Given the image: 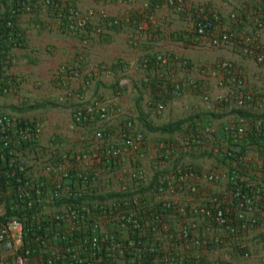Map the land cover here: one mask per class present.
I'll return each mask as SVG.
<instances>
[{
	"label": "built area",
	"instance_id": "built-area-1",
	"mask_svg": "<svg viewBox=\"0 0 264 264\" xmlns=\"http://www.w3.org/2000/svg\"><path fill=\"white\" fill-rule=\"evenodd\" d=\"M100 1L127 7L111 14L83 0H0V59L8 56V72L18 83L3 88L5 96L26 82L14 71L15 52L28 48L32 28L87 40L128 25L133 47L142 35L173 34L160 23L145 31L143 22L159 6L151 8L149 0L138 6L134 0ZM232 1L226 13L209 0L163 3L184 19L180 45L207 44L264 66V0L245 18L251 0ZM222 16L242 29L224 24ZM162 43L132 62L117 58L124 69L92 64L82 89L111 78L123 89L156 77L165 94L153 98L145 90L154 112L194 94L207 106L188 113L223 116L202 113L152 141L124 107L121 90L111 98L101 91L86 96L73 83L83 72L72 62L59 63L52 73L56 98L72 108L63 134L51 132L47 119L0 111V142L13 167L4 172L0 264H241L238 257L243 264L253 257V234L264 232V87L249 86L243 62L223 56L194 61ZM133 66L144 75L131 77ZM5 158L0 154V161Z\"/></svg>",
	"mask_w": 264,
	"mask_h": 264
},
{
	"label": "rangeland",
	"instance_id": "rangeland-1",
	"mask_svg": "<svg viewBox=\"0 0 264 264\" xmlns=\"http://www.w3.org/2000/svg\"><path fill=\"white\" fill-rule=\"evenodd\" d=\"M145 0H142V3ZM141 3V4H142ZM224 11V10H223ZM145 22H147L149 24V21L146 20ZM185 23H182L178 26L179 28L184 27ZM182 26V27H180ZM164 29H166V25H164ZM147 30V29H146ZM181 30V29H179ZM96 36H94L93 38H95ZM65 39V41L68 39L66 37H63ZM43 39V38H42ZM41 39V40H42ZM99 40V39H98ZM44 42L42 43L43 46H40L41 42L39 40V42L36 44H34L33 46H35V48H33V51H35V53H32V56L34 58H36V62L35 63H31L30 66H28V68L25 70L24 73H21V75L23 76V78L26 79L25 84L20 88V91L18 92H14L12 95L9 96H1L0 97V108L3 111H11L13 113H15L16 115H20L23 116L25 118H43V119H47L50 122V131L51 132H59L60 134H63L65 129L67 128V124L68 122H70L71 120V114H72V108L67 105V104H63L60 103L57 100V94L59 92V89L56 88V86H54L53 81H52V71L55 69V67L61 63V62H72L70 58L71 54H72V49L73 46L71 47H65V46H57L56 48H54L55 54H52L48 51H46L47 46L46 44H55L53 38H45L43 40ZM54 41V42H53ZM72 41L71 43H66V46H69L71 44H73ZM65 43V42H64ZM63 43V44H64ZM97 45H101L100 49H103L104 51H108L111 52V50H107L108 46L106 44H97ZM180 45V44H179ZM40 46V47H39ZM113 46V45H112ZM112 46H110L109 48H111ZM182 46V45H181ZM96 50H91L90 52L86 51L87 55H88V59L91 61V64H96L97 62H100L101 58H108L109 55H106L104 52H102L101 50H98L99 47H94ZM98 50V51H97ZM139 51L138 53L135 55L138 56L139 55ZM191 56H197L196 52L191 53ZM216 56H223V57H228L231 60H235L237 62H243L245 64V68H246V75H248L249 78H251L252 80H262L264 79V72L263 70L255 65L253 62H251L250 60H242L241 58H239L238 56H236L235 54H231L230 52L224 51V50H220L216 53H214L213 50H205L204 51V57L208 60L210 58H215ZM196 61V60H194ZM28 62V61H27ZM29 63V62H28ZM28 63H24L26 65H28ZM73 63V62H72ZM136 66L131 67L132 69H134V71L132 72V76H135L136 78H139V75L143 72L139 67L138 69L135 68ZM134 78V77H133ZM113 79L112 81L106 80L104 81H98L97 83L91 85L86 91H85V95L86 96H91L99 91H101L104 96L111 98L114 94H115V89L112 86V84L115 83V79ZM41 84H37V82H40ZM139 82V79H138ZM42 84L44 85V87H41ZM76 87H78V85H76ZM44 90L43 93H41V89ZM79 88V87H78ZM121 90V96H122V101H123V105L124 107L131 113L135 114V110H134V98L136 95V92H134L132 86H128L125 87ZM147 91H145L144 93V107L145 109L149 112V118L151 120H153L154 123L156 124H162L164 122H167L171 119H176L179 117H183L185 116L189 110H192L193 108H195L197 105L199 106H204L206 107L207 104L205 103H200V101L198 100V98L192 94V96H190L191 94H189L188 96H185L183 98L180 99H171L168 101V106L166 108V110L162 113H158V112H154L153 110H150L146 104V100L145 97H147L146 95ZM44 95V97H43ZM47 100H53L58 102L60 105L57 108H39L37 110L34 111H29V112H25V113H21V112H15V110L13 109V106L16 108H20L22 106H25L27 104H33L36 102H44ZM149 134V138L150 140H154L157 137H163V135L159 134V133H148ZM257 237V236H256ZM260 241V240H259ZM258 242H254V248L256 250L255 253H257L258 247L256 246ZM254 264H260V262H256L255 260L253 261ZM243 264H249L248 262H244Z\"/></svg>",
	"mask_w": 264,
	"mask_h": 264
},
{
	"label": "crops",
	"instance_id": "crops-1",
	"mask_svg": "<svg viewBox=\"0 0 264 264\" xmlns=\"http://www.w3.org/2000/svg\"><path fill=\"white\" fill-rule=\"evenodd\" d=\"M209 1H210V3L212 2L211 3L212 5H215L216 7H218V9H220L224 13H226L228 10H230V8L235 4V1H232V0H209ZM257 2H258V0H251L249 3H247V5H245L246 6L245 11L246 12L251 11L255 7V5H257L256 4ZM141 3H142V0H134V3L132 5L138 6ZM83 6H85V7L91 6V7L97 8V9L105 7L107 12H109L111 14H116L118 12H122L123 7L124 8L127 7V6L125 7L123 3H120V1L105 3V2H101L100 0H83ZM128 6L130 7V5H128ZM148 20H150L149 24L147 22H143V27H144L146 32L151 33L153 24L160 23V24H163V26L166 25L165 32L167 34L173 33V35H171V36L164 35V34L154 35V36H152L150 34H149V36L142 35L141 40L142 39L143 40L140 41L138 46L133 47L129 44V41H128L130 33L133 30V28L131 26H128V25L123 26L122 29H120L119 31L109 30L108 33L104 37H95V38L92 37V38H89L87 40H84L81 35L64 33L61 31H57L53 28L52 29H49V28L46 29L45 28V29H39V30L32 28L30 30V39H29L28 48L22 49V50H17L15 52L16 63L14 65V71L16 73H24L25 70L28 68V66L31 65L30 62L29 63L27 62L28 53H30V54L35 53V51H33V48H35V46H33V45L34 44L37 45V43L40 40L41 41V42H39V43H41L40 46H43L42 43L44 42L43 40L45 38H53V40L55 41V42L54 41L53 42L55 44H46V46H47L46 51L49 50V52L52 54H55V52H53V51H54V48H56L58 45L59 46L63 45L65 47L73 46V48H71L72 49V54L70 57V58H72L71 61L75 65L78 66V68H79V70H81V72H83L82 76L76 78L73 83L75 85H80V87H81L80 90L85 94V91L82 89V81H83V77L86 76L85 74L87 73V70L92 66L91 61L88 59V55H87L86 51L90 52L91 50H96L94 48L96 46L99 47L98 50H101L106 55H109L108 58L105 57V59L104 58L100 59L101 62L103 61L106 63H111L112 61L116 60L117 58H121L123 60H127V61L132 62L136 58L135 55L138 53V51L140 53H143L145 51L148 52L153 48L158 49L160 46L159 45L160 42H163L162 45H164V47L172 46V47L179 48L183 55H185L186 57H189L192 60H196V61L207 60L204 57V51L205 50H213L207 44H203V45H199V46H193V45L181 46V45H179L178 39H176L178 36L177 31L179 29V27H177V26H178V23H179V25L184 23V21H183L184 19H181L180 16L178 14H176L171 8H169L165 3H161L157 9H155L153 12H151V17ZM180 27H182V26H180ZM63 37H66L68 39L65 41V39ZM72 41H75V42H73V44H71L69 46H66V43H71ZM98 43L99 44H106L108 46L107 50H109V51L111 50V52L108 53V51H104L103 49H100L101 45L100 46L97 45ZM170 44H172V45H170ZM110 46H112V47L109 48ZM213 51H214V53H216L215 49ZM193 52H196L197 56H195V57L191 56V53H193ZM208 60L210 61V60H212V58H210ZM251 62H253V61H251ZM24 63H26V64L28 63V65H26ZM255 65L259 66L264 72V66L258 65V64H255ZM135 68L138 69L137 66ZM138 70H140V69H138ZM130 71L133 72L134 69L131 68ZM193 74L197 75V72L193 71ZM143 75H144V73L142 72L139 76L141 77ZM248 83H249V86H251L256 91H259L260 89H262L264 87V79L252 80L251 78H249ZM37 84H41V81L37 82ZM53 84H54V86H57L56 82H54V81H53ZM41 87H44V85L42 84ZM56 88H58V87H56ZM43 92H44V90L41 91V93H43ZM190 96H192V95H190ZM43 97H44V95H43ZM260 233H264V232H259L256 230L253 234L252 243H254L255 241L258 242L256 245L258 247V250H257V253H255L256 255L254 254L251 259L246 261L249 264H254L253 263L254 260L257 263L260 262V264H264V248H263V245L260 244V241H259L260 238L258 237V235ZM252 249L255 250L254 244H252ZM237 262L242 264V259L238 257Z\"/></svg>",
	"mask_w": 264,
	"mask_h": 264
},
{
	"label": "trees",
	"instance_id": "trees-1",
	"mask_svg": "<svg viewBox=\"0 0 264 264\" xmlns=\"http://www.w3.org/2000/svg\"><path fill=\"white\" fill-rule=\"evenodd\" d=\"M165 1L166 0H149V2L151 4V8H153V9L156 8L157 5H160L161 3L165 2ZM60 2H62V0H60ZM242 12H243L242 13L243 17L244 18H245V16L247 17L246 11H242ZM222 22L224 24L228 23L229 19H227V17L224 16L222 19ZM229 23L233 29H237V30L242 29V26L239 24L233 23L232 21ZM2 29H3V27H2ZM120 29H122L121 25H116L112 28V30H114V31H119ZM159 32H161V31H159ZM178 32L179 33H178V36L176 39L183 40L182 39L183 33H180V31H178ZM6 50H7V48H6ZM146 54L150 55V53H146ZM7 58H8V56L5 53H3L2 59H0V85H2V86H0V97L5 96V94L3 93V88H5L7 86H10L12 88V86L15 87L18 84L17 80H16L17 76L8 72L9 65L5 63V61H6L5 59H7ZM27 61L30 63H35L36 58H34L32 56V54L28 53ZM116 66H120V68H122V69L125 68V67H123V63H120L119 59H116V60L111 62V67L113 69H117ZM244 69L246 71V68H244ZM116 71H118V70H116ZM112 86L116 90L115 92H117L118 90L121 89V87L118 84L114 83V84H112ZM131 86H132L134 92H136V95L134 98V105H133L134 110H135V114H136V117H134V119H136L137 123L139 125H141L144 128V130L147 132L148 138H149L148 133H159L161 135H169L170 136L173 133H175L177 130H180L183 127V125H185L186 122L192 121L196 116H201L202 113H203V115L204 114H211L214 117L223 116L222 113H215V112L206 113L207 111L205 112L203 110H196L195 112L187 113L183 117L171 119V120L164 122L162 124H156L153 122V120H151L149 118V112L144 107V104H143L144 93H145L146 89H149L153 95V98H157V97H159V95H158L159 92H161L162 95L165 94V88L158 84V78H156V77L152 80V82H149V83H146L144 81V79L139 80V82L134 81ZM60 105H62V104H59L56 101L47 100L44 102H36L33 104H27V105L22 106L20 108H16L13 106V109L15 110V112L18 111L21 113H25V112L37 110L39 108H57ZM231 110H232V112H240L243 114L255 116V115H253V113H251L250 110H248L246 108L232 107ZM0 111H2L1 108H0ZM0 154H3L6 156L5 160L0 161V203H1L3 201L4 192L6 189V177L4 175V172L6 170L12 171L13 167L9 166L10 154L8 153V151L5 148H3L1 142H0ZM203 155H205V153L199 154V156L196 155V157H201ZM13 213H16V212H13ZM258 237L260 239L264 240V233H260L258 235Z\"/></svg>",
	"mask_w": 264,
	"mask_h": 264
}]
</instances>
